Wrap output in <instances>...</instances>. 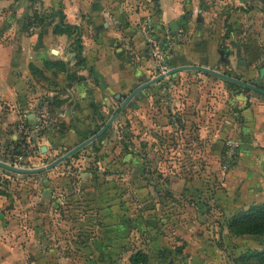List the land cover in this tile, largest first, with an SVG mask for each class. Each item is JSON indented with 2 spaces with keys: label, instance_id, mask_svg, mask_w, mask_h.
<instances>
[{
  "label": "rangeland",
  "instance_id": "374dc122",
  "mask_svg": "<svg viewBox=\"0 0 264 264\" xmlns=\"http://www.w3.org/2000/svg\"><path fill=\"white\" fill-rule=\"evenodd\" d=\"M34 1L27 0L32 7L21 27L49 19L52 8ZM209 2L214 28L225 15L227 22L231 16L230 22L264 25L259 8L264 0ZM81 33L77 26L68 35L74 50ZM79 54L70 67L55 61L56 75L36 73L31 88H40V94L26 97L31 105L14 123L16 138L0 142V162L22 169L46 166L114 113L119 102L111 97L104 112L89 107L87 128L78 125L88 105L77 92L60 91L82 80ZM239 92L250 104L248 89L200 71H181L166 84H153L102 136L56 166L31 174L0 167V248L11 249L0 250V264H128L138 249L148 255L145 264H256L241 255L261 249L264 235H236L227 226L235 214L264 200L262 165L237 177L232 173L248 147L241 137ZM59 107L74 110L73 119L67 122ZM40 121L42 129L35 127ZM228 139L239 149L224 168Z\"/></svg>",
  "mask_w": 264,
  "mask_h": 264
},
{
  "label": "crops",
  "instance_id": "0c3cea01",
  "mask_svg": "<svg viewBox=\"0 0 264 264\" xmlns=\"http://www.w3.org/2000/svg\"><path fill=\"white\" fill-rule=\"evenodd\" d=\"M40 1L44 6L61 8L67 23L82 29L78 37L81 58L78 74L82 80L68 82L60 92H77L80 103L88 105L80 114L81 122L78 123L84 129L88 125L85 118L89 107L98 106L97 110L104 112L112 106L110 99L113 97L119 102L113 107L116 111L121 104L117 96L128 95L133 83L140 84L155 77L153 58L140 30L144 18L150 21L151 34L159 38L168 36L166 55L171 67L184 64L205 66L264 88V25L257 27L251 21L241 24L237 19L230 22L231 16L227 22L225 15L224 19L220 16L221 25L216 23L214 28L210 23L213 5L210 0ZM26 4L27 0H0L1 143L16 138L14 123L31 105L26 97L40 94V88L36 91L31 88L36 84V73L46 75L52 71L56 75L53 70L55 61L70 67L78 52L72 48L75 45L73 38L64 33H54L47 23L21 27L20 20L29 11L27 7H32ZM173 22L178 25L175 35L170 28ZM172 75L155 83V88L158 84H166ZM151 89L152 86L147 88L144 95ZM60 92L48 91V94ZM236 95V101L242 104L240 112L244 117L241 137L247 139L248 147L233 166L234 177L244 169L260 168L261 165L264 168V96H252L248 104L246 95L248 99L244 104ZM58 110L67 122L73 119L74 110L63 107ZM26 116L30 115L26 113ZM71 135L75 136L74 130ZM0 250L11 251L10 248Z\"/></svg>",
  "mask_w": 264,
  "mask_h": 264
},
{
  "label": "water",
  "instance_id": "95a60500",
  "mask_svg": "<svg viewBox=\"0 0 264 264\" xmlns=\"http://www.w3.org/2000/svg\"><path fill=\"white\" fill-rule=\"evenodd\" d=\"M253 4L256 3V1H261V0H250ZM259 8L261 9V11L264 13V4L261 3L259 5ZM202 18H199V21H201ZM185 21V20H184ZM186 23V22H185ZM170 28L173 31V35H175L176 30L178 29V25L176 22H173L170 25ZM184 70H196V71H201V72H205L208 73L214 77H218L221 79H224L226 81H229L231 83L237 84L245 89H248L250 91H252L251 95L254 97H260L261 95L264 96V88L256 85L255 83H250L244 80H241L237 77H233L231 75L225 74L223 72L205 67V66H200V65H194V64H184V65H180L177 67H171L166 73L164 74H160L157 75L143 83H133L132 84V89L130 91V93H128V95L123 96H117V99L121 102L120 106L118 107V109L109 117V119L104 123V125L93 135L87 137L86 139H84L81 143H79L77 146H75L74 148L70 149L69 151H67L66 153H64L63 155H61L60 157H58L56 160H54L53 162L47 164L46 166L43 167H39V168H33V169H22V168H17L14 166H11L9 164L0 162V167L13 171V172H17V173H41L44 172L54 166H56L57 164H59L60 162H62L63 160H65L66 158L70 157L73 153H75L76 151H78L79 149H81L82 147H84L85 145L89 144L90 142H92L93 140L99 138L100 136H102L104 134V132L110 127V125L112 124V122L116 119V117L119 115L120 111L125 107H130L133 106L134 101L137 99H140L144 94H145V90L147 88H149L150 86H152L153 84L159 82L160 80H162L163 78L172 75L176 72L179 71H184ZM236 98L239 101H242L244 104H246V101L248 99V97L246 95H243L242 92L237 93ZM42 151H44V147H42Z\"/></svg>",
  "mask_w": 264,
  "mask_h": 264
},
{
  "label": "trees",
  "instance_id": "16d2710c",
  "mask_svg": "<svg viewBox=\"0 0 264 264\" xmlns=\"http://www.w3.org/2000/svg\"><path fill=\"white\" fill-rule=\"evenodd\" d=\"M59 18L62 20L64 19L62 10L59 8H52L49 19H47V21L45 19L42 24L45 25L47 23L51 25L54 33L56 34L65 33L70 35V32L77 28V26L64 23L62 20L55 21ZM75 40H79V38H76ZM79 62H81V60ZM227 226L229 230L236 235H264V200L244 211H240L235 214L228 221ZM241 259L255 260L256 264H264V244L261 249L248 250L243 255H241ZM128 261V264H145L148 261V255L146 252L138 249L129 255Z\"/></svg>",
  "mask_w": 264,
  "mask_h": 264
},
{
  "label": "built area",
  "instance_id": "2783aa9c",
  "mask_svg": "<svg viewBox=\"0 0 264 264\" xmlns=\"http://www.w3.org/2000/svg\"><path fill=\"white\" fill-rule=\"evenodd\" d=\"M141 34L146 42V45L148 46L151 56L153 58L154 62V74L155 76L166 73L171 66L167 62V56L166 52L168 51V36H164V38H159L156 35L151 34L150 32V21L148 19H142L141 21ZM42 114H43V108H42ZM43 122H45L43 120ZM21 128H24L25 124L21 123ZM36 128L42 129L44 126L42 125L41 121L39 124L35 125ZM225 150H224V164L223 167L226 168L227 166H230L236 155L238 154V143L234 140L228 139L225 142ZM14 167H17V164L14 163Z\"/></svg>",
  "mask_w": 264,
  "mask_h": 264
}]
</instances>
